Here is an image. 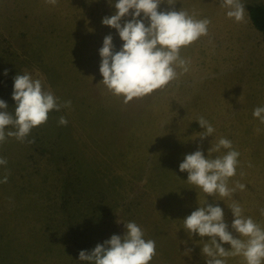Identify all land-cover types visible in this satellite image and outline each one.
I'll return each instance as SVG.
<instances>
[{
	"label": "rangeland",
	"instance_id": "rangeland-1",
	"mask_svg": "<svg viewBox=\"0 0 264 264\" xmlns=\"http://www.w3.org/2000/svg\"><path fill=\"white\" fill-rule=\"evenodd\" d=\"M241 2L243 22L227 17L222 0L161 4L162 11L209 19L208 34L181 50L190 61L188 72L124 103L103 85L99 71L104 37L113 36L116 51L123 43L102 24L114 14L115 0H58L55 6L0 0V99L7 110L14 115L17 74L41 80L59 103L71 101L52 110L25 141L6 137L0 144V157L7 160L0 180L8 175L0 183V264H87L80 251L123 236L124 223L131 221L156 242L150 264H206L201 249L209 238L190 237L183 220L207 204L223 209L236 238L229 208L234 202L264 228V123L253 116L264 107V38L247 12L264 0ZM61 116L67 126L59 125ZM200 117L215 128L203 141ZM220 138L240 153L228 186L239 182L246 189L233 197L208 196L179 170L198 147L205 157L225 154L208 153ZM224 259L246 264L242 256Z\"/></svg>",
	"mask_w": 264,
	"mask_h": 264
},
{
	"label": "clouds",
	"instance_id": "clouds-1",
	"mask_svg": "<svg viewBox=\"0 0 264 264\" xmlns=\"http://www.w3.org/2000/svg\"><path fill=\"white\" fill-rule=\"evenodd\" d=\"M45 2L55 6L58 0ZM164 3L174 6L176 0H115L112 5L114 14L102 19V24L115 29L123 42L120 50L116 51L113 36L104 37L103 46L99 49L102 83L113 95L123 97L124 103L163 89L188 72L190 61L181 56V50L208 34L209 19H197L187 11L174 8L159 10ZM221 7L227 8V17L234 18L236 22L245 20V5L241 0H222ZM4 74L7 75V70ZM12 99L16 102L14 115L7 110L6 102L0 99V144L6 137L25 141L33 128L47 122L52 110L71 106V101L59 103L50 90H45L41 80L33 79L27 73L14 77ZM253 116L264 123V107L255 108ZM196 121L205 129L198 135L201 141L215 132L204 117ZM58 123L67 126L68 121L61 116ZM9 127L14 130L6 131ZM33 142L28 140V143ZM221 149L227 150L225 154L210 158L205 157L198 147L194 153L184 157L179 170L186 171L187 181L208 196L233 197L238 189H246V185L239 182L235 187L228 186L229 178L236 175L240 153L226 138H220L208 153H219ZM6 164L7 160L0 157V165ZM7 181L8 175H5L0 183ZM229 208L233 214L231 228L239 238L229 231L223 209L213 204L200 206L187 216L183 220L184 229L190 237L198 234L201 238H209L201 249L206 264H226L224 258L235 256H242L246 264H264V228L251 217L244 216L239 203L234 202ZM124 227L123 236L112 235L91 252L80 251L79 260L87 264H150L157 255L156 242L145 239V232L134 221L124 223ZM223 244L230 245V249ZM190 252L191 249L185 254Z\"/></svg>",
	"mask_w": 264,
	"mask_h": 264
},
{
	"label": "trees",
	"instance_id": "trees-1",
	"mask_svg": "<svg viewBox=\"0 0 264 264\" xmlns=\"http://www.w3.org/2000/svg\"><path fill=\"white\" fill-rule=\"evenodd\" d=\"M247 12L253 27L259 31L264 38V5L248 6Z\"/></svg>",
	"mask_w": 264,
	"mask_h": 264
}]
</instances>
